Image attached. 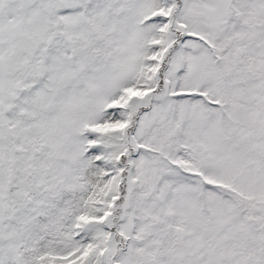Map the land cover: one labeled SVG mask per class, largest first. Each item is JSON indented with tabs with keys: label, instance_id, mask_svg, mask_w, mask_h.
<instances>
[{
	"label": "snow or ice",
	"instance_id": "obj_1",
	"mask_svg": "<svg viewBox=\"0 0 264 264\" xmlns=\"http://www.w3.org/2000/svg\"><path fill=\"white\" fill-rule=\"evenodd\" d=\"M0 264H264V0H0Z\"/></svg>",
	"mask_w": 264,
	"mask_h": 264
}]
</instances>
